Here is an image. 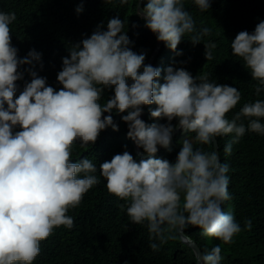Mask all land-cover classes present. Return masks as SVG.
Returning <instances> with one entry per match:
<instances>
[{
	"label": "clouds",
	"instance_id": "1",
	"mask_svg": "<svg viewBox=\"0 0 264 264\" xmlns=\"http://www.w3.org/2000/svg\"><path fill=\"white\" fill-rule=\"evenodd\" d=\"M143 1L137 15L157 39L146 64L145 54L129 47L133 41L124 32V21L113 17L107 21V30H102V21L77 44L68 40L56 76L60 90L47 86L46 77L34 70L36 65L43 68L42 53L30 49L26 56L18 57L10 35V25L17 17L13 12H0V264H32L40 253V241L55 227H73V219L66 213L100 182L92 175L97 172L92 160L72 162L73 145L79 141L87 149L106 127L118 131L113 117L103 115L113 109L127 111L121 116L127 124L126 135L146 154L135 152L148 158L137 162L124 151L100 164L99 171L107 191L128 202L129 220L146 225L149 240L159 241L150 243L149 253L155 255L153 251H159L167 239H174L165 236L173 229L194 255L195 249L186 239L198 245L185 234L187 227H197L195 232L201 236L224 243H232L242 231L234 215L222 207L230 199L228 165L221 161L216 137L234 134L224 149L230 154L232 144L247 131L264 135L259 119L264 118V100L245 103L229 120L226 113L241 100L236 87L210 82L207 74L193 77L184 68L173 66L164 69V82L158 84L160 50L176 51L182 37L194 32L195 22L182 0ZM119 2L124 5L128 0ZM193 2L201 11L210 8V0ZM75 11L82 12L83 5ZM209 31L204 28L190 41L199 43ZM215 46L205 45L206 60L213 58ZM231 50L250 69L259 94L264 90V21L252 33L240 31L231 41ZM22 65L29 66L24 71L31 80L17 95L15 82L23 79ZM106 95L110 97L101 105L99 101ZM152 104L156 107L150 116L166 123H145ZM242 118L248 119L247 127L238 123ZM16 126L20 130L14 132ZM171 141L178 150L175 161L157 158L155 154ZM215 142L220 159L216 152L195 148L197 143L205 148L212 143L214 148ZM251 227V220H246L245 228ZM199 249L197 264H220L219 245L205 253Z\"/></svg>",
	"mask_w": 264,
	"mask_h": 264
},
{
	"label": "trees",
	"instance_id": "2",
	"mask_svg": "<svg viewBox=\"0 0 264 264\" xmlns=\"http://www.w3.org/2000/svg\"><path fill=\"white\" fill-rule=\"evenodd\" d=\"M137 2L128 0L127 4L121 5L119 0H0V12H13L17 17L10 25V35L12 45L18 49V57L23 58L30 49L42 53L43 68L36 65L34 70L39 76L46 77L47 86L60 90L62 85L57 82L56 76L62 68V57H66L68 40L71 45L77 44L90 36L102 21V30H107V21L113 17L124 21V32L133 41L129 47L137 54L144 53L146 64L157 39L137 15ZM182 2L195 22V30L185 34L177 45L176 51L181 55H176V51L170 48L160 50L158 61L161 72L157 83L164 82V69L173 66L184 68L193 77L207 74L210 82L236 87L241 93V100L226 113L229 120L245 103L264 100V90L256 93L258 82L252 79L250 69L245 67L243 60L234 56L231 50V41L240 31L252 33L256 24L264 21V0H210V8L205 11H201L193 0ZM80 4L83 11L76 13L75 9ZM204 28H208L209 33L202 35L201 41L194 45L190 41L191 36L201 33ZM210 43L216 46L211 49L213 58L206 60L205 45ZM28 67L20 66L19 70L24 75L23 79L15 82L17 95L23 90L25 82L31 80L24 71ZM108 97H101L99 103L104 105ZM155 107V104L148 105L145 123H166L165 119L150 116V110ZM109 114L118 125V131L108 126L87 149L81 147L79 141L72 148V162H79L82 158L92 160L97 166V172L92 175H96L100 182L84 194L78 206L66 213L74 222L71 229L63 225L55 227L49 237L40 241V253L32 264H195L194 253L174 229L171 234L165 233L166 237L174 239H167L159 251L152 250L155 255L149 253L150 243L159 241L149 240L146 225H136L129 220L127 201L107 191L106 180L100 175V164L124 151H128L137 162L148 158L135 152L126 135L127 124L121 116L127 111L118 113L113 109L103 115ZM259 119L264 124V118ZM239 122L247 127L248 119L242 118ZM171 123L174 125L175 119ZM19 130V126L13 129L14 132ZM233 136L225 134L216 137L221 161L228 165L226 175L229 178L230 199L222 207L226 213L234 215L242 231L233 237L232 243L203 237L195 232L199 228L193 226L187 227L184 232L201 247L203 253L219 245L220 264H264V135L247 131L238 143L232 144L231 153L226 154L225 146ZM195 148L214 152L212 143L207 148L197 143ZM177 151L175 141H171L168 148L161 147L155 156L174 162ZM79 175L83 177L84 174ZM246 220H251L250 230L245 228Z\"/></svg>",
	"mask_w": 264,
	"mask_h": 264
},
{
	"label": "water",
	"instance_id": "3",
	"mask_svg": "<svg viewBox=\"0 0 264 264\" xmlns=\"http://www.w3.org/2000/svg\"><path fill=\"white\" fill-rule=\"evenodd\" d=\"M142 1H143V0H138V10H139V11L142 9ZM159 44H160V42H158V45H157L156 49L158 48ZM150 61H151V60H150ZM144 114H145V111H144V109H143V112H142L141 117H140L141 119L143 118ZM131 141H132V140H131ZM132 143H133V146H134V150H135L138 154H146V153L142 152V151L140 150V148H138V147L136 146V144L134 143V141H132ZM214 152H216V153L218 154V156H219V151H218V145H217V142H215V145H214ZM219 159H220V156H219ZM186 242H187V244H189L190 246H192V247L195 249V257H196V254H197V253H200V249H199V247L196 246V245H194V243H193L189 238L186 239ZM196 264H197V259H196Z\"/></svg>",
	"mask_w": 264,
	"mask_h": 264
},
{
	"label": "rangeland",
	"instance_id": "4",
	"mask_svg": "<svg viewBox=\"0 0 264 264\" xmlns=\"http://www.w3.org/2000/svg\"><path fill=\"white\" fill-rule=\"evenodd\" d=\"M172 233H173V230H172ZM170 234H171V232H170Z\"/></svg>",
	"mask_w": 264,
	"mask_h": 264
}]
</instances>
